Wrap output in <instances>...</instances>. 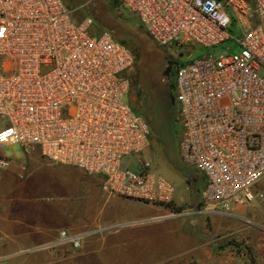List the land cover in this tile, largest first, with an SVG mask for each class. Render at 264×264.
Instances as JSON below:
<instances>
[{
	"label": "built area",
	"instance_id": "2783aa9c",
	"mask_svg": "<svg viewBox=\"0 0 264 264\" xmlns=\"http://www.w3.org/2000/svg\"><path fill=\"white\" fill-rule=\"evenodd\" d=\"M120 2L157 47L208 50L176 67L173 82L179 159L204 182L198 212L250 203L264 179V0ZM73 14L64 0H0V147L99 176L109 196L171 205L176 187L148 160L122 166L150 144L147 121L124 99L133 52ZM231 40L239 53H211ZM10 164L0 158V171ZM82 239L60 232L56 244L79 249Z\"/></svg>",
	"mask_w": 264,
	"mask_h": 264
},
{
	"label": "rangeland",
	"instance_id": "374dc122",
	"mask_svg": "<svg viewBox=\"0 0 264 264\" xmlns=\"http://www.w3.org/2000/svg\"><path fill=\"white\" fill-rule=\"evenodd\" d=\"M64 1L74 11L75 20L91 17L98 33L109 31L113 37L125 40L134 54V65L129 73L131 87L124 99L135 112L148 119L153 117L156 127L145 153L124 158L122 166L137 171L139 160H148L152 172L171 182L179 197L183 198V202L172 204L168 210L180 215L169 221L172 230H161L152 243L142 240V247L150 245L143 258L148 259L149 264H264V181L253 188L254 198L248 204L232 206L223 214L193 215L190 213L199 204L201 184L198 175L184 166L186 175L182 176L173 165L176 161L181 163L178 155L181 134H174V117L167 111L173 105L168 80L174 82L176 67L208 50L197 47L192 51L185 46L177 48L174 44L157 47L142 31L135 15L122 7L120 0ZM229 32L237 39L241 37L240 30L234 26ZM239 51V46L231 40L212 49L211 53L215 56L233 55ZM167 67H170L168 78L163 75ZM173 139H176V151ZM33 151L44 159L38 149ZM26 154L20 145L0 147V158L10 159L7 170L16 175L23 168L34 171L32 163L24 160ZM76 250L64 252L69 258L68 264L79 261L80 248Z\"/></svg>",
	"mask_w": 264,
	"mask_h": 264
},
{
	"label": "crops",
	"instance_id": "0c3cea01",
	"mask_svg": "<svg viewBox=\"0 0 264 264\" xmlns=\"http://www.w3.org/2000/svg\"><path fill=\"white\" fill-rule=\"evenodd\" d=\"M26 153L24 160L32 163L34 171L23 167L17 175L7 169L0 171L2 262L68 264L64 252L77 250L69 244H56L59 233L65 232L83 238L77 264H149L143 255L150 245L140 243H152L161 230L171 231L169 221L180 216L168 212L172 204L183 202L178 191L169 206L124 200L107 195L99 176L51 164L34 151ZM197 175L201 203L204 182ZM190 214L203 215L194 208Z\"/></svg>",
	"mask_w": 264,
	"mask_h": 264
},
{
	"label": "trees",
	"instance_id": "16d2710c",
	"mask_svg": "<svg viewBox=\"0 0 264 264\" xmlns=\"http://www.w3.org/2000/svg\"><path fill=\"white\" fill-rule=\"evenodd\" d=\"M143 31V30H142ZM144 32V31H143ZM114 38L117 40V41H119V42H121L122 44H124L125 46H127L126 45V43H125V40H123V39H120L119 37H117V36H114ZM128 47V46H127ZM129 48V47H128ZM169 74H170V67H167L165 70H164V72H163V75H164V77H166V78H168L169 77ZM168 87H169V91H168V93H169V95L171 96V97H173L174 96V83L172 82V81H169L168 80ZM167 111H169V113H171V114H173V121H174V123H173V130H174V134L176 135L177 133L179 134H181V128H180V125H179V122H178V118H177V113H176V110H175V108H174V106L173 105H170L169 107H168V110ZM138 115H141V116H143L144 118H145V120L147 121V123H148V125H149V127H150V139H151V137H153V135H154V127H156V121L154 120V118L153 117H150L149 119L148 118H146L142 113H140V112H136ZM172 143H173V145H174V147H175V151L177 150L176 149V147H177V144H176V139L174 140H172ZM173 165H174V167H175V169L177 170V172L180 174V175H182V176H185L186 175V172H185V170H184V166L179 162V161H176V162H174L173 163ZM200 207H201V203H199L197 206H195V210H199L200 209Z\"/></svg>",
	"mask_w": 264,
	"mask_h": 264
},
{
	"label": "water",
	"instance_id": "95a60500",
	"mask_svg": "<svg viewBox=\"0 0 264 264\" xmlns=\"http://www.w3.org/2000/svg\"><path fill=\"white\" fill-rule=\"evenodd\" d=\"M171 101H172V104H173V101H174V100H173V97H171Z\"/></svg>",
	"mask_w": 264,
	"mask_h": 264
}]
</instances>
